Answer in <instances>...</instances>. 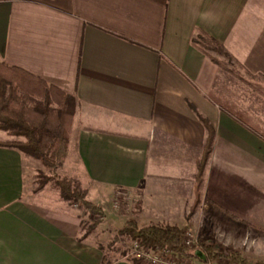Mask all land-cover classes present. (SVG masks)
Returning a JSON list of instances; mask_svg holds the SVG:
<instances>
[{"label": "crops", "instance_id": "0c3cea01", "mask_svg": "<svg viewBox=\"0 0 264 264\" xmlns=\"http://www.w3.org/2000/svg\"><path fill=\"white\" fill-rule=\"evenodd\" d=\"M202 35L242 72L264 75V0H0V61L75 99L59 169L87 189L104 223L119 220L109 208L116 190L138 191L140 227H186L214 249L246 251L264 235V115L224 105L227 71L192 44ZM199 117L214 137L188 218L207 137ZM14 140L23 138L0 130V142ZM37 170L46 169L0 146V264H102L58 190L35 191Z\"/></svg>", "mask_w": 264, "mask_h": 264}, {"label": "trees", "instance_id": "16d2710c", "mask_svg": "<svg viewBox=\"0 0 264 264\" xmlns=\"http://www.w3.org/2000/svg\"><path fill=\"white\" fill-rule=\"evenodd\" d=\"M192 44L205 54L209 49L233 61L223 46L211 37L198 36L192 40ZM75 108L73 96L62 93L20 68L8 66L0 61V130L8 135L24 138L18 142H0V146L16 148L26 156L39 160L47 168L58 167L66 155ZM199 118L206 128L207 137L202 156L197 162L194 201L189 213L194 211L199 202L202 172L214 137L212 127L205 119ZM56 186L60 197L70 205H82L92 214H102L98 206L86 200V192L77 182L59 179ZM184 235L185 229L174 225H149L138 228L133 220H127L118 231L117 238L129 236L137 240L141 248L168 250L173 253H187L189 248H199L198 255L206 260L218 256L204 243L187 246L183 241ZM226 257L233 263L247 264L245 259H240L239 254H229Z\"/></svg>", "mask_w": 264, "mask_h": 264}, {"label": "rangeland", "instance_id": "374dc122", "mask_svg": "<svg viewBox=\"0 0 264 264\" xmlns=\"http://www.w3.org/2000/svg\"><path fill=\"white\" fill-rule=\"evenodd\" d=\"M206 52L211 54L214 57H217L218 59H214V60L218 61V64L222 70L227 71L225 72V74L227 73V76H228L227 84H226V87L228 86V88L226 89L228 99H226V101L224 102V105H226V107L232 112H234L235 114L241 115V117L249 118V114H250V117H252L253 113L255 115H260L261 117H263L264 115V78H262V75H257V76L249 75L245 72H242V70L233 61L227 59L226 57L219 54L218 52L211 51L209 49H207ZM50 93L52 94L53 92H50ZM238 103L239 104L243 103L245 105L244 110H242V107L237 106ZM247 107L250 110L245 111ZM14 137H20V136H14ZM8 142H18V141L14 140V141H8ZM66 154H67V151H66ZM42 166L44 165L42 164ZM61 166L62 164L54 169H50L44 166L46 170H37V173L35 176L36 178L33 181L34 183L33 185L35 186L34 187L35 191H39L45 184H49L52 189L55 188L59 192V189L56 186V181L59 179H70L74 182H77L79 187L85 190L86 192L85 198L86 200L91 202L88 199L87 189L84 188L77 179L63 176L62 175L63 171L59 169ZM91 203L94 204L93 202ZM139 204L140 203H139V192L138 191L137 192H126V191L116 190L112 194L111 199L109 200L110 210L113 211L114 216H117V218L119 219L116 225L115 226L113 225V228L112 227L109 228L108 225L104 223L107 216L104 213V210H102L101 206L94 204L95 206H98L102 212V214L95 215L87 211L82 205H70L69 204L75 209L74 212L80 219V225L82 227V230L84 231L83 232L84 236L92 237L95 243L99 244V247L102 249V253H103L102 264H110L118 260H127L131 264H146L143 261L132 260V256L130 255L129 247L131 246L132 242L137 241V240L131 239L129 236H119L117 238L118 231L123 227L122 226L121 228H119L121 220L125 218L126 216H127L126 221L133 220L138 228H142L138 225L137 223L138 220H136V217H135V214L139 212ZM192 213H189L187 217L189 218ZM100 223L105 224V226H104V230L100 234H98L96 231V228L99 226ZM150 225H160V224H150ZM160 226H165V225H160ZM143 227H146V226H143ZM181 228L185 229V233L186 231H188L186 227H181ZM252 239H253V242L255 243L254 249L248 248L246 251L245 250L236 251L235 248H229V250H227L228 253L223 252L222 250L214 249L215 242H211L210 240H206L203 238L202 239L194 238V241H195V244L204 243L206 245H209L212 248L213 252L218 255L217 257L211 260H207V261L228 259L226 255L236 253V254H239L240 259H245L247 264H257V263L264 264V235L262 234L260 235V237H255ZM183 241H185V235H184ZM250 241L251 239L249 238V236L244 240V242H246L247 244ZM217 242L218 243L216 244L221 245L219 241ZM157 250L160 252L163 251L161 249H157ZM198 250L199 248L198 249L189 248L187 253H178V252L173 253L172 252L171 255L175 256V258H178V256L182 258H187V259H190L192 262L193 261L196 262L199 260H206L205 257L198 255L197 253Z\"/></svg>", "mask_w": 264, "mask_h": 264}, {"label": "built area", "instance_id": "2783aa9c", "mask_svg": "<svg viewBox=\"0 0 264 264\" xmlns=\"http://www.w3.org/2000/svg\"><path fill=\"white\" fill-rule=\"evenodd\" d=\"M185 244L187 246H192L195 244L194 238L189 231L185 233ZM130 255L132 256V260L143 261L146 264H236L231 262L228 259L223 260H199L196 262H192L190 259L182 258L178 256L171 255L172 252L168 250H163L162 252L158 251L155 248H141L138 244V241L132 242L129 247Z\"/></svg>", "mask_w": 264, "mask_h": 264}]
</instances>
